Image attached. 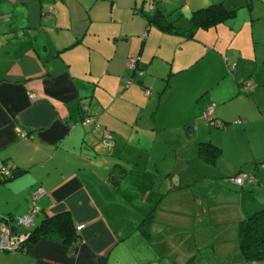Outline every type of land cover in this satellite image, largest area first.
Listing matches in <instances>:
<instances>
[{"label": "crops", "instance_id": "0c3cea01", "mask_svg": "<svg viewBox=\"0 0 264 264\" xmlns=\"http://www.w3.org/2000/svg\"><path fill=\"white\" fill-rule=\"evenodd\" d=\"M146 1L0 0V168L12 172L0 174V222L33 201V223L63 210L74 227L82 223L70 244L40 236L27 251L0 246V264H117L121 257L160 264L149 242L142 259L136 240L140 212L152 202L151 174H169L159 217L188 210L231 222L234 240L239 221L264 203V0H195L183 15L177 0H157L153 10ZM217 1L232 14L190 37L146 16L181 25L192 9ZM225 58L235 62L230 71ZM209 103L224 126L201 116ZM88 114L107 137L82 121ZM204 139L220 148L214 164L197 155ZM242 168L253 182L230 179ZM185 174H214L208 196L193 195Z\"/></svg>", "mask_w": 264, "mask_h": 264}, {"label": "rangeland", "instance_id": "374dc122", "mask_svg": "<svg viewBox=\"0 0 264 264\" xmlns=\"http://www.w3.org/2000/svg\"><path fill=\"white\" fill-rule=\"evenodd\" d=\"M194 3H196L195 0H177L175 2V9L177 13L183 12L186 14ZM181 19L183 20L184 17ZM165 158L167 159V157ZM160 160H164V158H160ZM243 165L246 168H253V166H249L248 163L242 164V167ZM246 168H242V170H246ZM168 175L169 174H151L147 182H150L147 185L150 190L149 199H151L152 202L151 204L149 202V206L140 212L138 224L145 213L150 215L145 217L143 222L136 226L138 234H141V237L136 240L141 248L139 254H142V259L145 258L144 254L149 253L147 245L149 242L153 249V253L151 254L155 255L156 261L160 264H253L245 260L240 261L235 257L234 251L236 250L237 242L234 238H230L231 222L220 224L214 222L209 216H207V218H205L204 215H200V218L196 214L192 216V213L188 210H179L176 213H169L170 218L168 216L167 219L159 217L155 210L157 207L160 208V203L165 200H161L162 197H165L162 185L168 180ZM186 176L188 182L185 186L188 187L193 195L195 193H204L205 196H208V191L214 186V174H185L184 178H186ZM169 182H173V179H169ZM169 197L170 195H167L168 199ZM156 199L159 201V206L158 204L156 205ZM168 203L169 202L166 201V204ZM195 216L197 221L194 218ZM154 226L159 231L154 230ZM223 232L226 238L220 241L218 235ZM143 238L146 243H144ZM161 245L166 252L163 248L160 249ZM139 259L141 258H136L137 261H141ZM132 260L131 257H121L118 259L119 263L117 264H127ZM258 263L260 264V261Z\"/></svg>", "mask_w": 264, "mask_h": 264}, {"label": "trees", "instance_id": "16d2710c", "mask_svg": "<svg viewBox=\"0 0 264 264\" xmlns=\"http://www.w3.org/2000/svg\"><path fill=\"white\" fill-rule=\"evenodd\" d=\"M232 11V8L223 5L221 2H211L192 9L186 17L185 23L181 25H174L173 21H167L157 13L146 16L148 20L164 30H171L174 33H180L190 37L196 28L213 25L230 16ZM206 121L208 122L209 120ZM224 125L225 123L221 120V125H219V127ZM219 154L220 148L213 142L208 139L198 141L197 155L201 160L209 164H214ZM11 173L3 176V179L9 178ZM148 215L150 214L145 213L139 224L143 222V219ZM2 220H6L11 229L15 226L13 218L2 217ZM25 233V237L19 240L15 246L12 247L13 249L27 251L33 241L40 236L57 238L65 244H70L78 239L70 213L66 210L44 214L39 221L33 223ZM236 242L238 255L241 260L256 264H259V261L260 263L264 261V203L251 210L250 213L239 221Z\"/></svg>", "mask_w": 264, "mask_h": 264}, {"label": "built area", "instance_id": "2783aa9c", "mask_svg": "<svg viewBox=\"0 0 264 264\" xmlns=\"http://www.w3.org/2000/svg\"><path fill=\"white\" fill-rule=\"evenodd\" d=\"M157 0H147L146 1V8L148 10H152L155 7V2ZM135 57L129 56L126 58V65L131 68L134 69L135 68ZM235 62L231 61L227 58H225V66L227 70H231L234 67ZM241 86L244 87L245 90H250L251 87L250 85L247 83V81H242ZM142 92L144 95L148 96V94L150 93V89L148 87H143L142 88ZM28 97L30 99H35L37 97L36 93L34 91H30L28 93ZM213 103H209L204 112L202 113V116L205 118V120H209V124H213L215 126H219L221 125V120L218 118H215L212 116V109H213ZM82 121L84 123H92L93 125V129L99 128L100 129V133L102 137H107V130L101 126L99 123H97L94 120V117L92 115H84L82 117ZM234 121H241L240 118L235 119ZM20 136H24L25 133L23 131H21L19 133ZM11 173V170L7 167V166H3L0 168V174L1 176H5ZM230 179L237 183V184H242L244 181H250L253 182L255 180L254 174L250 171H244V170H239L237 172H235L233 175L230 176ZM41 192V188H36L35 190H33L30 193L31 199L34 200V198H36ZM37 211V206L34 204L33 201H31V203L29 204L27 211L22 214V215H18L15 218H13V222L14 225H23L26 230L28 227H30L33 224V217L35 215V212ZM82 227V223L76 224L75 229L78 230ZM26 230L25 231H20L18 233H13L11 231V228L8 224V222H6V220H1L0 222V246L2 248H12L15 246V244L21 240L22 238L25 237L26 235ZM256 264V263H253Z\"/></svg>", "mask_w": 264, "mask_h": 264}, {"label": "water", "instance_id": "95a60500", "mask_svg": "<svg viewBox=\"0 0 264 264\" xmlns=\"http://www.w3.org/2000/svg\"><path fill=\"white\" fill-rule=\"evenodd\" d=\"M87 125H89V124H87ZM191 125L192 124L190 122V123L187 124V126H185L186 131H190L191 130V127H192Z\"/></svg>", "mask_w": 264, "mask_h": 264}]
</instances>
